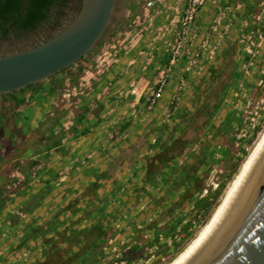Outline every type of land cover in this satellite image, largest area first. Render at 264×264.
Listing matches in <instances>:
<instances>
[{
  "label": "rangeland",
  "instance_id": "obj_1",
  "mask_svg": "<svg viewBox=\"0 0 264 264\" xmlns=\"http://www.w3.org/2000/svg\"><path fill=\"white\" fill-rule=\"evenodd\" d=\"M154 2V7L146 11L143 9V0H116L108 26L95 47L85 57L29 88L0 95V140L3 148L4 142H8L15 133L13 129L18 123H57L60 118L59 125H66L68 120L63 112L64 107L68 106L67 101L81 105L80 100L84 98L85 92L92 89L99 90L98 93L103 92L90 102L97 101L102 104L103 114L100 119L104 121L102 126L105 128L113 124L109 115L114 107L111 97H115V90L119 85L121 89L130 91L140 87L137 80L116 84L112 79L113 65L120 63V49L127 46L132 35L129 32L128 37L124 32H135L140 28L142 32L135 42L138 43L140 38V42L148 45L146 61H151L150 51L156 50L158 46L160 62L157 61L160 64L155 68L153 78L148 80L146 89L149 88L151 92L154 78L164 69L169 75L165 82L164 97L158 105L147 110L144 96L143 100L138 102L141 108L133 116L128 115V122L133 128L127 141L130 140L133 144L124 148L126 150L123 154L132 156L133 161L129 164L123 162L111 179L101 180L102 186L97 190L99 197L107 200V213L113 214L114 217L113 219L111 216L113 236L94 250L100 255L97 264H168L207 221L264 127V0H214L213 8L209 7L213 2L205 0L198 8L193 26L188 28L180 43L176 33L187 0ZM80 5L81 0H68L65 6L53 12L54 16L50 22L41 24L37 29L22 34L9 33L4 37L0 36V55L23 50L47 40L71 21L79 11ZM211 9L212 16H208L201 26L198 22L199 14ZM139 54L145 56L143 51ZM173 56L175 61L170 65ZM193 60L195 62L191 63ZM38 88L41 91L54 92L52 102L56 103L57 108V114L51 117L54 120L48 121V118L40 114L37 120H26L30 111L28 105L32 101L31 92ZM217 91L221 93L220 104L208 124L202 128L198 125H194V128L187 125L188 122H197L193 115L204 101L211 99L212 93ZM174 94L176 101L172 106L175 109L171 116L165 119L166 101ZM17 95L22 96L17 98ZM82 101L83 105L77 106V109L83 111L87 100L84 98ZM177 109L179 113L174 118ZM145 114L148 117L147 124L143 125ZM180 122H183L182 125H176ZM225 122L227 125H221ZM189 127L192 131H189ZM62 131L61 127L60 135ZM106 131L107 129L103 135L108 132ZM227 131L228 138L224 137ZM176 137H180L177 138L179 141L190 140V137L194 139L190 146L184 147L181 152L174 150L172 155L177 157L175 162L170 164L181 166L190 153L198 152L206 142H210L213 157L197 171V176L203 178L200 190L170 215L161 216L176 197L182 194L183 189L177 193L165 190L169 189L167 184L175 175L173 166L169 169L160 162L157 169L155 168L156 175H159L158 180L143 187V163L147 156L158 151V146L154 147L157 142L160 145L163 143L162 146L168 149H174L171 143ZM41 148L44 150L45 147ZM1 149L0 163L9 162L14 154L6 157L8 153L2 152ZM6 149L10 150L8 147ZM64 149L63 146L57 147L61 152H65ZM113 149L114 145L108 147L104 144L101 150L103 153L100 155L102 162L95 159L93 161V156H88L91 152L85 153L87 156L78 155L76 159L84 161L83 165L87 166V171H103L108 161L115 157L111 154ZM180 149L179 146L178 150ZM95 161L97 167L93 165ZM79 196L77 194L74 199L78 200L80 206L92 197L85 196L84 199L81 196L80 199ZM202 198L207 199L198 207L197 201ZM81 215L82 213L78 212L75 217ZM94 219L84 220L80 226L89 225ZM152 222L155 224L151 227ZM14 245L18 246V243ZM15 249L16 247L7 248L5 256L0 258V264H25L32 256L39 254L33 243Z\"/></svg>",
  "mask_w": 264,
  "mask_h": 264
},
{
  "label": "crops",
  "instance_id": "obj_2",
  "mask_svg": "<svg viewBox=\"0 0 264 264\" xmlns=\"http://www.w3.org/2000/svg\"><path fill=\"white\" fill-rule=\"evenodd\" d=\"M214 6V2L209 5L210 8ZM212 14V9L199 14L198 22L201 26L205 19ZM129 32L132 34L130 41L127 42L126 47L122 46L120 49V63L113 65L112 79L116 84H120L121 81L127 83L137 80L140 87H136V93L141 92L144 96L149 92V88L146 89L148 80L153 78L155 68L160 64L158 46L156 50L150 51L151 61H146L148 45L140 42V38L138 43L135 42L142 31L137 28L135 32L127 30L124 33L129 37ZM144 33L146 34V32ZM141 51L145 53V56L139 54ZM106 77L108 78V75ZM120 86L115 90L117 93L114 95L115 97H111L114 107L109 115L112 118L110 122L114 125H107L105 128L102 126L105 124L100 119L103 114L102 104L90 101L95 100V96L99 93L101 95L103 92L98 93V89V91L92 89L86 91L83 96L87 100L83 111L77 109V106L83 105L84 98L80 100L81 105L67 101L68 106L64 107L65 111L63 112L68 120L66 125H59L60 118L57 123H42L41 121L36 125L18 123L13 129L15 133L8 139V142H4V148L1 147L2 141L0 140L2 152L8 153L5 156L9 157L12 153L14 154L9 162L0 163V258L5 256L7 248L17 247L13 244L18 243L19 245L22 241L21 227L25 222L29 224L33 221L32 225L41 224L61 208L68 210L70 202L77 194L86 193L88 184L93 181V170L87 171L85 169L87 166L83 165L84 161H77L78 155L80 157L87 156L86 154L91 152L88 156H93V161L95 159L102 162L103 158L100 155L103 153L101 150L104 148V144L108 147L114 145L112 157L118 156L120 150H126L124 148L133 144L130 140L127 141L131 134L130 130L133 128L128 122L130 119L128 115L133 116L141 106L136 102L133 90L121 89ZM21 96L17 95L16 97L20 98ZM54 96V92L34 89L31 92L32 101L28 105L31 112H28L29 116L26 120H37L39 114L48 118V121L54 120L51 119L57 114L56 103L52 102ZM146 113L148 114V112ZM144 116L143 125H146L148 117L146 114ZM61 127L63 131L60 135ZM106 129L108 132L106 131L107 133L103 135ZM109 132L112 133L109 134ZM43 146L44 150L41 148ZM58 146H63L65 152L58 151ZM7 147L10 150L7 151ZM35 148L36 151H34ZM93 165L97 167V161ZM41 167L42 169H40ZM48 170L53 171L54 180H48L50 174ZM67 210L66 216L69 215Z\"/></svg>",
  "mask_w": 264,
  "mask_h": 264
},
{
  "label": "trees",
  "instance_id": "obj_3",
  "mask_svg": "<svg viewBox=\"0 0 264 264\" xmlns=\"http://www.w3.org/2000/svg\"><path fill=\"white\" fill-rule=\"evenodd\" d=\"M67 1L68 0H0V36L4 37L9 33L22 34L23 32L37 29L41 24L50 22V19L54 16L53 12L65 6ZM31 86L32 85H29L28 88ZM220 94L219 91L212 93L213 97L211 99H206L201 108L193 115L197 122H188L187 125H191L192 128L195 127L194 125H198V127L202 128L208 124L218 109L221 100ZM178 113L179 110L177 109L174 112V118ZM182 123L180 122L176 125H182ZM221 125L227 124L225 122ZM191 127H189V131H192ZM181 130L183 131L184 128ZM227 133L228 131L224 137L228 136ZM177 138L180 137H176L171 143L174 145V149H168L166 146H162L163 143L160 145L159 142H157L154 147L158 146V151H156L154 155L147 156L143 163V187L151 185L158 180L159 175H156V169L160 162L169 169L173 166L175 175L174 179L167 184L169 189L165 190L177 193L178 190L183 189L182 194L176 197L175 201L168 206L167 210L164 211L161 216L170 215L200 190L203 178L197 176V171L200 166L205 165V163L213 157L210 142H206L202 144L198 152L190 153L188 159L185 160L181 166L170 164V162H175L177 157V155H172L174 150L177 149V153L181 152L184 147H189L192 139H194L190 137V140L187 139L182 141L181 139V141H179L180 139ZM177 141L179 143H177ZM179 146L181 147L180 150H178ZM123 153H125V151L120 150L118 156L108 161L103 171L92 172L94 175L93 181H90L88 184L86 193L79 196L80 199L81 196L84 197V199L85 196H92L90 200L85 201L83 206L78 204L77 199H72L68 210L67 208H61L45 222L35 225H32L33 221L29 224H27V222L24 223V226L21 227L23 239L17 246L18 249L27 247L29 243H33L39 250V254L34 257L32 256V259L25 264L98 263L100 255L94 250L99 248L103 243H106L107 240L113 236L114 228L111 221V216L113 217V214H109L106 211L107 200L99 197L97 190L102 186L101 180L111 179L123 162L129 164L133 161V158H131L132 156L129 157ZM48 172L50 173L48 180H54L53 171L48 170ZM163 198H165V196H163ZM206 199L207 198H202L197 201L198 207L201 203L206 201ZM66 210L67 212L69 211L68 216H66ZM78 212H81L82 215L80 217H75ZM92 218L95 219L93 222L89 223V225L80 226L82 221ZM154 224L155 223L152 222L150 226L152 227ZM13 253L15 254L16 252Z\"/></svg>",
  "mask_w": 264,
  "mask_h": 264
},
{
  "label": "water",
  "instance_id": "obj_4",
  "mask_svg": "<svg viewBox=\"0 0 264 264\" xmlns=\"http://www.w3.org/2000/svg\"><path fill=\"white\" fill-rule=\"evenodd\" d=\"M116 0H81L61 30L0 55V95L48 79L86 56L102 37ZM180 264H264V148L235 193Z\"/></svg>",
  "mask_w": 264,
  "mask_h": 264
},
{
  "label": "built area",
  "instance_id": "obj_5",
  "mask_svg": "<svg viewBox=\"0 0 264 264\" xmlns=\"http://www.w3.org/2000/svg\"><path fill=\"white\" fill-rule=\"evenodd\" d=\"M204 1L205 0H187L186 7L182 13V18L180 20L179 28L176 33V36H177L176 38H178L179 40L178 43H180V41L184 37L183 35L188 30V28L190 26L191 27L193 26L194 19L196 17L198 8L202 5ZM154 3H155L154 0H143V9L146 11L150 10L151 8L154 7ZM177 46H179V44ZM175 52H177V50H175ZM174 61H175V57L173 56L169 64L172 65ZM193 62L195 61L193 60L191 63ZM163 67H165V65ZM167 77H169V75L165 73L164 69H162L158 73V75H156V77L154 78L155 81H154V85L152 87L151 92H148V94L144 95L146 97V109L147 110H149L152 106L158 105V103L163 99L164 91L166 87L165 82H166ZM132 92L135 94L134 98L137 103L141 99V96L144 97L141 92L136 93L137 91L135 90H133ZM175 97H176V94H174L173 97H171L170 99L166 101L167 106L165 107V111H164L165 119H168L171 116L173 110L175 109V107L172 106L174 104L173 102L176 101ZM204 192H206V190H204Z\"/></svg>",
  "mask_w": 264,
  "mask_h": 264
},
{
  "label": "bare ground",
  "instance_id": "obj_6",
  "mask_svg": "<svg viewBox=\"0 0 264 264\" xmlns=\"http://www.w3.org/2000/svg\"><path fill=\"white\" fill-rule=\"evenodd\" d=\"M263 148H264V127L258 134L252 146L250 147L238 171L228 183L218 204L213 209L206 223L199 229L195 237L185 246V248H183V250L180 253H178L177 256L174 259H172L168 264H180L191 253V251L194 249V247L197 245L199 240L205 234L209 226L212 224L214 219L217 217V215L220 213V211L223 209V207L226 205V203L235 193V191L237 190V188L239 187V185L241 184V182L243 181L249 170L254 165L255 161L257 160Z\"/></svg>",
  "mask_w": 264,
  "mask_h": 264
}]
</instances>
